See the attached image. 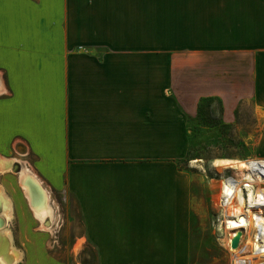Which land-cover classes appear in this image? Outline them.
I'll return each instance as SVG.
<instances>
[{
    "label": "crops",
    "instance_id": "crops-1",
    "mask_svg": "<svg viewBox=\"0 0 264 264\" xmlns=\"http://www.w3.org/2000/svg\"><path fill=\"white\" fill-rule=\"evenodd\" d=\"M205 98L250 103L264 142V0L0 5V157L23 143L74 198L96 264H196L179 162Z\"/></svg>",
    "mask_w": 264,
    "mask_h": 264
},
{
    "label": "rangeland",
    "instance_id": "rangeland-1",
    "mask_svg": "<svg viewBox=\"0 0 264 264\" xmlns=\"http://www.w3.org/2000/svg\"><path fill=\"white\" fill-rule=\"evenodd\" d=\"M223 109L219 99L203 101L198 116L189 119L188 152L179 162L194 180L192 258L198 264H233L239 253L225 247L228 232L223 215L227 210L220 202L223 182L235 176L234 171L230 168L219 171L211 167L212 163L219 159L244 162L264 159V142L260 140L257 121L259 111L250 103L241 102L227 121ZM16 147L8 158L0 157V215L6 213L5 208L11 210L7 229L11 254L17 260L13 264H96L93 248H86L84 240L78 239L83 235V226L74 198L66 190L52 191L40 181L27 147L23 143ZM193 161L199 163L192 166ZM24 170L48 194L51 214L44 220L32 211L20 185ZM248 245L249 249L250 241Z\"/></svg>",
    "mask_w": 264,
    "mask_h": 264
},
{
    "label": "bare ground",
    "instance_id": "bare-ground-1",
    "mask_svg": "<svg viewBox=\"0 0 264 264\" xmlns=\"http://www.w3.org/2000/svg\"><path fill=\"white\" fill-rule=\"evenodd\" d=\"M199 161H193L191 164L195 166ZM200 166V165H199ZM211 167L216 169L225 170L232 169L234 175L232 180L225 181L223 185V206L227 211L224 213V220L230 219L231 217L240 219L239 223L246 229L238 230L235 232V237L240 234V239H248L251 242V247L248 245L242 248L243 258L246 259V264H260V257L264 255V248L261 255H256L255 251L258 250L260 244L264 245V209L260 208L261 211H253L255 206H264L263 192L258 190L256 193L250 186L246 192V198L244 197L242 180H249L250 182H262L261 177L257 180H253V175L256 171L262 170L264 172V159H252L247 162L236 161L232 159H219L215 160ZM248 171V174L246 173ZM236 179V180H235ZM22 186L26 189L27 194L32 201L33 208L40 219L44 220L50 215V205L48 202V194L42 188L40 182L31 175L28 171L24 170L21 173ZM236 183H235V182ZM221 198V197H220ZM221 202V201H220ZM262 215V216H261ZM234 224H231V226ZM6 222L0 219V262L6 264H13L16 262L11 254L10 250V233L7 229ZM258 230H262V239L260 241ZM252 232V235L249 232ZM228 232V230H227ZM228 234V241L233 239V233ZM248 236H252L249 239ZM256 239V240H255ZM10 242V243H9ZM232 251V253L239 252ZM241 255V254H240ZM255 255V256H254ZM245 260H242L239 264H245Z\"/></svg>",
    "mask_w": 264,
    "mask_h": 264
},
{
    "label": "built area",
    "instance_id": "built-area-1",
    "mask_svg": "<svg viewBox=\"0 0 264 264\" xmlns=\"http://www.w3.org/2000/svg\"><path fill=\"white\" fill-rule=\"evenodd\" d=\"M250 159L246 160V161H249ZM263 170V169H262ZM262 170H259V171H256V173L253 175V180H257L258 177H261V180L262 182H250L249 180H242L241 181V184H243V192H244V197L246 198V192L248 190V187L247 186H250L252 188V190L256 193L258 190L262 191L263 192V197H264V172ZM248 174V171L246 172ZM233 177H228L225 181L231 179L232 180ZM234 179V178H233ZM236 180V179H235ZM223 182V185L224 183L226 182ZM235 182V181H234ZM236 183V182H235ZM222 192H223V186H222ZM223 197H222V194H221V207L223 208ZM260 208H263L264 209V206H255L253 208V211H261ZM262 216V215H261ZM240 219H237V218H234V217H231L230 219H227V220H223V224H224V227L226 229V231L228 230V233H233V238L235 237V232H237L238 230H245L246 229L244 227H242V225L239 223ZM231 224H234L231 226ZM259 232V236L258 238H260V241L262 239V230H258ZM251 235H252V232L250 231L249 232ZM247 237L249 239H251L250 236L247 235ZM233 240V239H232ZM232 240L229 242L226 241V244H225V247L231 251H234V250H240L239 253H236L238 254V256H235L234 257V260H233V264H236L237 261H240V260H245V264H246V259L243 258V254L242 255H239L241 254L240 252L242 251V248H245L247 245H248V239H243V241L240 239V242H239V246L237 249H233L232 248ZM256 240V239H255ZM249 246V245H248ZM264 248V245H261L259 246L258 250L255 251L256 255H261L260 253H262V250ZM255 256V255H254ZM260 264H264V255H262L260 257ZM198 264V263H196Z\"/></svg>",
    "mask_w": 264,
    "mask_h": 264
},
{
    "label": "water",
    "instance_id": "water-1",
    "mask_svg": "<svg viewBox=\"0 0 264 264\" xmlns=\"http://www.w3.org/2000/svg\"><path fill=\"white\" fill-rule=\"evenodd\" d=\"M240 242V234L237 237H234L232 240V248L237 249Z\"/></svg>",
    "mask_w": 264,
    "mask_h": 264
},
{
    "label": "trees",
    "instance_id": "trees-1",
    "mask_svg": "<svg viewBox=\"0 0 264 264\" xmlns=\"http://www.w3.org/2000/svg\"><path fill=\"white\" fill-rule=\"evenodd\" d=\"M208 99H211V98H205V99H202V100L200 101V103H199V107H198V113H197V116H198L199 111H200V109H201V107H202V103H203V101H206V100H208Z\"/></svg>",
    "mask_w": 264,
    "mask_h": 264
},
{
    "label": "snow or ice",
    "instance_id": "snow-or-ice-1",
    "mask_svg": "<svg viewBox=\"0 0 264 264\" xmlns=\"http://www.w3.org/2000/svg\"><path fill=\"white\" fill-rule=\"evenodd\" d=\"M3 2H4V0H0V5H2V4H3Z\"/></svg>",
    "mask_w": 264,
    "mask_h": 264
}]
</instances>
